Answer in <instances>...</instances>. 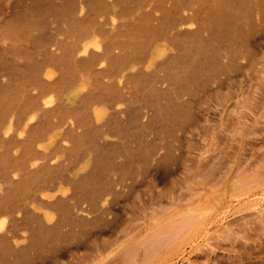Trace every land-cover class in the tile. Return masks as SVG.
I'll use <instances>...</instances> for the list:
<instances>
[{"label": "bare ground", "instance_id": "obj_1", "mask_svg": "<svg viewBox=\"0 0 264 264\" xmlns=\"http://www.w3.org/2000/svg\"><path fill=\"white\" fill-rule=\"evenodd\" d=\"M23 10L53 14L33 21ZM34 32L41 35L43 45L38 57L30 60L27 46ZM239 34L264 41V0H60L59 4L0 0L1 260L8 264L26 260L29 247L20 240L61 232L90 218L88 223H104L110 206L134 189L135 176L112 181L109 176L94 184L88 181L94 177L86 173L90 160L79 166L81 160L94 154L90 149H105L108 139L117 136L120 128L111 125L123 123L122 107L134 99L137 84L148 78L153 65L168 55L167 45L187 52L183 58L190 70L185 71V80L196 78L205 68L207 72L197 79L208 92L211 75L216 79L222 70L241 69L236 50L214 51L227 41L224 37L235 41ZM125 45L134 49L127 67L126 55L120 52ZM173 68L174 84L177 67ZM24 74L27 81L16 79ZM149 90L151 95L156 92ZM142 119L144 123L147 117ZM78 147L83 150L77 151ZM100 149L95 151L98 155Z\"/></svg>", "mask_w": 264, "mask_h": 264}, {"label": "rangeland", "instance_id": "obj_2", "mask_svg": "<svg viewBox=\"0 0 264 264\" xmlns=\"http://www.w3.org/2000/svg\"><path fill=\"white\" fill-rule=\"evenodd\" d=\"M46 11L22 12L35 21L53 14ZM34 34L27 46L30 60L38 57L43 45L41 35ZM232 38L224 37L227 41L214 51L236 50L241 69L227 68L216 79L211 75L208 92L197 79L205 68L185 80L184 73L190 70L183 58L187 52L167 45L168 55L153 65L151 75L137 84L134 99L122 107L123 123L111 125L120 128L117 136L108 139L106 150L92 148L94 154L79 163L90 160L86 173L94 177L88 180L91 183L128 175L135 176L134 189L110 206L104 223L94 224L90 218L91 224L89 219L32 241L20 240L29 250L26 260L17 264H264V41L254 35ZM120 49L126 55L124 66H130L134 49L126 45ZM174 62L178 72L174 71L173 84ZM24 73L30 76L26 68ZM26 75L16 79L27 81ZM149 89L157 93L151 95ZM0 264L8 261L0 258Z\"/></svg>", "mask_w": 264, "mask_h": 264}]
</instances>
